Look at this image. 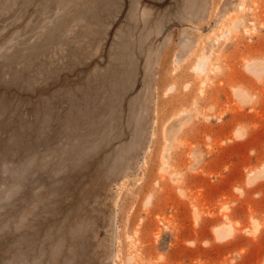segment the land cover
I'll use <instances>...</instances> for the list:
<instances>
[{
    "label": "rangeland",
    "instance_id": "rangeland-1",
    "mask_svg": "<svg viewBox=\"0 0 264 264\" xmlns=\"http://www.w3.org/2000/svg\"><path fill=\"white\" fill-rule=\"evenodd\" d=\"M0 264H264V0H0Z\"/></svg>",
    "mask_w": 264,
    "mask_h": 264
}]
</instances>
